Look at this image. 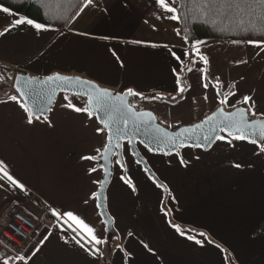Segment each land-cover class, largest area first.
I'll use <instances>...</instances> for the list:
<instances>
[{"label": "crops", "instance_id": "crops-1", "mask_svg": "<svg viewBox=\"0 0 264 264\" xmlns=\"http://www.w3.org/2000/svg\"><path fill=\"white\" fill-rule=\"evenodd\" d=\"M169 4L178 8L177 0ZM83 5L64 28L48 26L51 30L14 27L13 21L23 16L0 12V33H5L0 35V101H6L0 103V217L9 206L21 205L38 224L37 241L25 259L0 252V264H264V153L256 145L236 140L229 144L231 137L221 135L226 139L207 151L185 148L166 156L139 146L157 182L130 148L123 147V164L114 160L106 190L114 238L110 243L97 204L104 173L96 160L83 159L98 158L96 150L105 147L106 137L97 132L102 126L95 116L72 111L63 99L67 96L81 107L87 106V98L62 93L47 117L50 125H29L23 110L9 100L14 88L6 85L23 71L30 77H82L116 93L131 88L146 98L133 97L147 104L140 110L152 111L167 128L183 117L187 123L202 120L223 107L219 100L229 91L235 95L229 96L226 111L242 106L243 96H252L257 112H264V44H199L217 84L214 89L199 86L193 76L202 61L195 56L189 66L194 63L193 71L184 72L187 42L177 34L178 21L169 19L171 13L156 0H95L77 16ZM238 70L244 77L240 82ZM194 95L208 96L209 102H197L194 111L189 104ZM170 106L183 116L175 115L168 125L171 116L164 111ZM4 172L23 187L13 186ZM53 211L73 212L94 228L102 243H90L74 222L65 215L53 216ZM73 236H83L81 242L97 254L72 242Z\"/></svg>", "mask_w": 264, "mask_h": 264}, {"label": "snow or ice", "instance_id": "snow-or-ice-1", "mask_svg": "<svg viewBox=\"0 0 264 264\" xmlns=\"http://www.w3.org/2000/svg\"><path fill=\"white\" fill-rule=\"evenodd\" d=\"M43 2V0H41ZM157 4L167 13H171V15L168 17L171 20H179L180 17L177 14V9L174 6H170L166 0H156ZM175 0H172V3L174 4ZM217 4L222 6L225 10H242L241 4H245L249 7H251L253 4L261 7L264 9V0H204V7L208 8L209 6L215 7ZM95 5V0H84V5L80 9V12L77 13V16H79L81 13L84 12L85 8L93 7ZM105 11H107L105 9ZM0 12L8 13L10 15H15L14 13H10V9L8 7L0 6ZM20 25H28L36 30H51L49 27L43 23L37 22L35 19L32 18H25L21 17L19 19H16L13 21V26L18 27ZM11 31V29H9ZM5 33H0V35H4ZM179 35V32L177 33ZM107 39V37H106ZM187 39V38H185ZM133 43H141L139 41H134ZM205 43L203 41H196L195 44H193V48L195 49L194 55L198 56L199 61H202L204 64L208 63L207 57H205L197 47V45ZM235 43V41H234ZM247 43L255 44L257 47H260L262 44H264V41H255V40H249ZM155 47V45H153ZM264 50V49H262ZM177 59H180V57H176ZM200 71H203V69H200ZM11 79V78H10ZM217 80L219 81V78L217 77ZM21 84L23 86L21 87ZM71 84H79L81 86L88 85L92 92L85 93L84 95L87 96V106H81L77 107L72 101L69 100L67 96H64L63 99L68 101L66 104V107L70 108L72 111L76 113H84L87 115L89 119L93 118L95 113L97 112H103L108 116V119H103L101 117V120L103 121V127L97 128L98 133H102L106 137V144L105 147L101 149H97L96 151L100 154V158L105 162H109V157L115 152L117 156L116 163L117 164H123V161L119 160V151L122 147V145L119 143L121 139L127 138V128L129 124L131 123L133 127L139 128V124H143L147 126L151 121L155 120V116L150 111H137L135 106L130 102L129 97H139V99L144 100L146 99L141 93L134 91L133 89L129 88L126 91L119 92V93H113L112 91L101 88L99 85L83 80L80 77H69L64 76L59 73L51 74L45 76L43 79L40 77H30V78H24L23 80L21 77L17 76L15 77V91L16 95L9 96V100L14 102L20 109L23 110V112L26 114L27 117V123L29 125L34 124V122L41 121L47 124H51V121L48 120L47 116L45 115L46 111H51V108L47 109H38L37 106H29L27 99L30 96H36L41 97L43 93V89L49 88V86L54 85L55 87L51 88V94L55 95L56 89L63 88V85H71ZM219 86V85H218ZM181 93H183L184 88L180 87L178 89ZM74 96H80V92H74ZM217 95H220L217 93ZM235 93L229 91L224 95L223 99L219 100V103L222 105H226L228 103L229 96H234ZM152 99H155L153 97ZM175 99V97H173ZM207 99V97H205ZM49 104H51V97L48 98ZM0 103H6V101H0ZM245 107H238L233 112H225L223 108H219L217 110L220 121L219 124L212 129L213 132H215L218 128L219 132L227 133V137H231V139L227 140L229 144H232L233 140L236 141H246L249 144L256 145L257 148H259L260 153H264V112H257L256 110V103L252 96H243L242 100L240 101ZM115 113H120L121 119L120 123L123 125V128L117 127L115 129V134L112 131L113 123L115 122ZM218 119L217 113H214L212 116L208 117L203 123H212L213 121H216ZM139 122V124L137 123ZM203 123L197 124L192 128H184L182 132L177 133V138L180 136H184L185 134H192L197 129H200L203 127ZM157 132L160 130L157 129ZM256 137H259V139H256ZM113 138L117 141L115 145H113L112 141ZM155 141L157 143H172L175 145L176 140L173 137L168 136L166 132L161 133L159 137H154ZM205 140H210L212 137L205 136ZM217 140H225V136L217 135L215 137ZM132 144V140L130 138H127L126 144L123 145L125 148V151L128 150V147ZM181 146H183V141H181ZM199 146V145H197ZM145 147L148 148L149 151H153L148 144H145ZM83 159L86 160H96V156H88L83 157ZM183 162V161H182ZM236 168H241L242 165L236 164L234 165ZM147 167V166H146ZM93 171L96 169L93 168ZM0 171H2V162H0ZM108 174V170L105 169V175ZM3 178H5L8 182H10L13 186L16 187H23V185L19 184L17 180L13 178L12 175H10L7 172L3 173ZM125 183H131L128 180H125ZM160 187H164L163 185H158ZM133 190L135 188L133 187ZM98 195V194H97ZM87 203V201H85ZM53 216H56L57 218L60 217V215H65L69 220L74 222L79 229L83 231V233L87 234V238L89 239L90 243H94L95 245H100L102 243V240L98 238L95 234V230L93 227H90L88 224H86L82 219L78 218L77 215H75L71 211H67L64 213H57L53 211ZM177 232L182 233L181 228L176 225L174 226ZM201 236H204V233H200ZM84 237L82 236L81 239H77L76 236H73L71 238L72 242H75L77 245H79L80 248L84 249V251L97 254V250L91 248L90 246H86L84 243L81 242V240ZM189 239H193V237H189ZM70 241L66 240L65 243H69ZM197 244H200L201 241L196 240ZM218 246V245H217ZM36 251H39V249H36ZM21 260H24L25 257H20Z\"/></svg>", "mask_w": 264, "mask_h": 264}, {"label": "trees", "instance_id": "trees-1", "mask_svg": "<svg viewBox=\"0 0 264 264\" xmlns=\"http://www.w3.org/2000/svg\"><path fill=\"white\" fill-rule=\"evenodd\" d=\"M83 2L84 0H0V5L25 18L62 29ZM177 2V14L180 17L178 32L184 39L187 38L185 40L188 45V59L184 67L186 73L196 56L193 48L196 41H264V9L257 5L249 7L241 4L242 10H225L219 4L205 8L204 0ZM99 159L100 156L96 161L101 168ZM112 241L113 235L109 242Z\"/></svg>", "mask_w": 264, "mask_h": 264}, {"label": "water", "instance_id": "water-1", "mask_svg": "<svg viewBox=\"0 0 264 264\" xmlns=\"http://www.w3.org/2000/svg\"><path fill=\"white\" fill-rule=\"evenodd\" d=\"M17 76L21 77L22 80L24 78H30V76L23 71H19ZM64 76H66V75H64ZM69 77H77V76H69ZM40 78L43 79L44 77H40ZM80 78L83 80L91 81V80H88V79H85L82 77H80ZM91 82H93V81H91ZM93 83H95V82H93ZM14 84H15V81H14ZM95 84H97V83H95ZM22 86H23V84H21V87ZM53 87H55V86L52 85V86H49V88L43 89V93H42L41 97H36L33 95V96L26 98L29 106L35 105V106H37L38 109H47L49 107L52 109L57 98H58V96L62 93L73 94L74 92H80L81 93L80 96L87 98V96L84 94L92 92V89L88 85L81 86L79 84H71V85H63L62 89H60V88L56 89L55 95H52L50 89ZM14 90H15V87H14ZM113 93L115 94L116 92H113ZM49 96L51 97V104H49V100H48ZM132 99H133V97H129L130 102ZM219 108H223V107H219ZM218 109H216L213 113H211L210 115L205 117L203 120H201V121H199L193 125L180 127L176 130H169L166 127L159 124L157 121L156 115L152 111L136 109L137 111H150V112H152L153 115L155 116V120L151 121L147 126H145L143 124H139V122H137L139 124V128L133 127L131 123L129 124L126 131L128 134L127 138H130L132 140V144L129 146L131 154L135 158L136 162L144 168L147 175L150 178H152L154 182H157L154 174L149 169L145 159L140 155L138 147L142 146L143 148L148 150V148L145 147V144H148V146L151 149H153V151L148 150L150 153L156 154V155H166V156L177 154L181 149H184V148L202 149V150L207 151L216 143L217 139H215V137L217 135H227L226 132H224V133L219 132L218 128L215 132L212 131V129L215 128L219 124V121H220V118H219V115L217 112ZM235 109H233L231 111H226L224 109V111L225 112H233V111H235ZM49 113H50L49 111H46L45 115L48 117ZM214 113H217V116H218V119L216 121H213L212 123H203L208 117L212 116ZM94 116L96 117L98 123L102 127H103V121L101 120V117H103V119H108V116L103 112H97V113H95ZM120 119H121L120 113H115V122L113 123V126H112V131L114 134H115V129L117 127L123 128V125L120 123ZM201 123H203L202 128L197 129L192 134H185L184 136H180L177 138V133L182 132V130L184 128H192L195 125L201 124ZM157 129H159L160 131L157 132L156 131ZM163 132H166L168 134V136L173 137L176 140L175 145H173L172 143H157L155 141L154 137H159L161 135V133H163ZM205 136L212 137V139L205 140L204 139ZM127 138L121 139L119 141V143L122 145V147L120 149H118L117 151H119V153H120L118 158L121 161H122L123 145L126 144ZM256 139H259V137H256ZM181 141H183V146H181ZM112 143H113V145H115L117 143L115 138H113ZM197 145H199V146H197ZM115 159H117L115 152L109 157L108 163H105L101 158L99 159L101 162V168L103 170L104 176H103V179L100 183L99 190L97 192V194H98L97 195V204H98L99 212H100V214H101V216H102V218L106 224L109 238L112 236L113 228H112V220H111L110 216L108 215V212L106 209V190H107V188L110 184V181L112 179L113 162ZM105 169L108 170L107 175H105Z\"/></svg>", "mask_w": 264, "mask_h": 264}, {"label": "built area", "instance_id": "built-area-1", "mask_svg": "<svg viewBox=\"0 0 264 264\" xmlns=\"http://www.w3.org/2000/svg\"><path fill=\"white\" fill-rule=\"evenodd\" d=\"M14 81H7L6 85L14 88ZM37 236L38 224L26 214L23 206H9L0 217V243H7L14 256L25 255Z\"/></svg>", "mask_w": 264, "mask_h": 264}, {"label": "rangeland", "instance_id": "rangeland-1", "mask_svg": "<svg viewBox=\"0 0 264 264\" xmlns=\"http://www.w3.org/2000/svg\"><path fill=\"white\" fill-rule=\"evenodd\" d=\"M169 1L170 0H166V2H168L169 3ZM83 4V3H82ZM80 8V7H79ZM78 8V9H79ZM196 58V57H195ZM195 60V59H194ZM194 64V63H193ZM193 64H192V67H190L189 68V70H191V71H193ZM200 69H203V71H200ZM201 75V76H200ZM213 75H214V73H213V71H210V68L206 65V64H204L203 62H202V64L200 63L199 65H197V67H195V69H194V76H193V81L194 82H196L199 86H200V84H209V85H211L212 86V88L214 89L215 88V85H217L216 84V81H215V79H213ZM245 76H246V78L247 79H252L251 78V76H249L248 74H247V72L245 73ZM236 77H239L240 78V80H239V82L240 81H242L243 79H244V77H243V72H242V70H238L237 71V74H236ZM249 80V81H250ZM189 76H188V78H187V89H188V84H189ZM209 94H210V90H209V93L207 94L208 96H209ZM208 96H207V99H205V98H202V97H198V96H195L194 95V97L190 100V102H189V104L190 105H194L195 106V108H194V111H196V108H197V102L199 103V102H203V103H208L209 102V100H208ZM224 98V97H223ZM222 98V99H223ZM131 103L135 106V108L136 109H138V110H140V108H143V107H145L147 104H143V103H141V102H138V101H134V100H132L131 101ZM174 105V104H173ZM225 105H223V107H224ZM162 109H163V106L162 105H159L158 107H157V111L158 112H162ZM186 111H189V109L187 108L186 109ZM165 113H169L170 114V116H171V119H170V122H169V124L168 125H170L171 124V121L173 120V118H174V116L176 115V117H179L180 118V116H183L181 113H179V112H177L176 110H174V108H173V106H170V108H167L165 111H164V114ZM155 114V113H154ZM210 113H208L206 116H208ZM205 118V117H204ZM203 118V119H204ZM181 120H174L173 121V123H172V125L170 126V127H167V129H169V130H176V129H178V128H180V127H183V126H189L190 124L191 125H193V124H195V123H197V122H199V120L201 121V119H196L195 121L194 120H191L190 122L191 123H187L188 122V118L187 117H183V118H180ZM202 119V120H203ZM158 121V123L159 124H161L160 123V121L159 120H157ZM180 124H185V125H180ZM185 149V148H184ZM184 149H181L182 151L184 150ZM117 160V159H116ZM15 205V204H14ZM16 206V205H15ZM26 214L28 215V212L26 211ZM29 217H31L30 215H28ZM32 218V217H31ZM34 219V218H33ZM35 220V219H34ZM36 221V220H35ZM114 239V238H113ZM3 246H2V250L0 251V252H3L4 254H6V255H8V256H11V255H15V254H13V253H11L10 251H12L11 249H10V247H9V245L7 244V243H4V244H2ZM9 253H11V254H9ZM104 262V261H103ZM107 263V262H106Z\"/></svg>", "mask_w": 264, "mask_h": 264}, {"label": "flooded vegetation", "instance_id": "flooded-vegetation-1", "mask_svg": "<svg viewBox=\"0 0 264 264\" xmlns=\"http://www.w3.org/2000/svg\"><path fill=\"white\" fill-rule=\"evenodd\" d=\"M148 165V164H147Z\"/></svg>", "mask_w": 264, "mask_h": 264}]
</instances>
